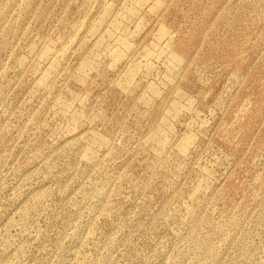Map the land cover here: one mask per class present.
I'll return each mask as SVG.
<instances>
[{
	"label": "rangeland",
	"instance_id": "obj_1",
	"mask_svg": "<svg viewBox=\"0 0 264 264\" xmlns=\"http://www.w3.org/2000/svg\"><path fill=\"white\" fill-rule=\"evenodd\" d=\"M0 264H264V0H0Z\"/></svg>",
	"mask_w": 264,
	"mask_h": 264
}]
</instances>
